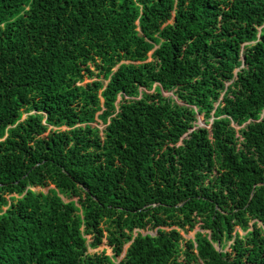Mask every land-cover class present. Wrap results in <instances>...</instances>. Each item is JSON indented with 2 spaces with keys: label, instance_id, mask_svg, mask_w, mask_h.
<instances>
[{
  "label": "trees",
  "instance_id": "obj_1",
  "mask_svg": "<svg viewBox=\"0 0 264 264\" xmlns=\"http://www.w3.org/2000/svg\"><path fill=\"white\" fill-rule=\"evenodd\" d=\"M261 226L264 0H0V264H264Z\"/></svg>",
  "mask_w": 264,
  "mask_h": 264
},
{
  "label": "rangeland",
  "instance_id": "obj_2",
  "mask_svg": "<svg viewBox=\"0 0 264 264\" xmlns=\"http://www.w3.org/2000/svg\"><path fill=\"white\" fill-rule=\"evenodd\" d=\"M96 80V78H93V79H86L85 82L83 84H86V83H90L92 81ZM100 80L102 82H104L105 84L107 83V81H105L104 79H101ZM165 96H173V97H176L173 93H165ZM177 98V97H176ZM175 98V99H176ZM204 116L201 115L199 117V125L205 127V121H204ZM212 122V120H210ZM100 124H94V126H98L100 130H103L105 128V125H103L101 122H99ZM209 127V126H208ZM233 127L236 129V130H239L242 126H237L236 124H233ZM51 189H53V186L50 187ZM45 189L44 192L45 193H48L49 192V189ZM36 191H40L39 188H36L35 189ZM64 200L67 201V199L64 197ZM77 200V199H76ZM250 226H252V223H250ZM263 227V226H261ZM170 228H167L166 230H169ZM188 229V230H187ZM186 230H181L180 234L182 235L183 239H184V242L182 243V246L184 247V245L186 244L187 241H191L193 243H195L196 241V234L200 232L204 233V234H207L208 232L207 231H203L201 230V227H200V224L197 225L194 229H190L189 227H187ZM252 229V228H251ZM264 230V227L262 228ZM249 229L248 230H243L241 229L240 227H235L234 228V231H233V236L236 235V233L240 234L241 236H244L248 233ZM157 232V230H154V229H146L144 231H141V233L143 234H151V235H155ZM138 234V231H134V236H136ZM108 233H105V237L103 239V242L102 244L97 247V248H91L90 247V244L93 242V238L91 236H87V240H88V254H101L102 252H105L108 256L110 257H113L114 258V255H113V250L112 248L109 246L108 244V240L106 239ZM233 239H226L223 246H221L220 244H216L215 243V247H217L218 250L220 251H224V252H227V251H230V248H231V245L233 244ZM130 246V243H127L124 247V252H123V255L120 256L118 259L117 258H114L115 261H120L124 256H125V253H126V250L128 249V247ZM195 247H196V244H195Z\"/></svg>",
  "mask_w": 264,
  "mask_h": 264
}]
</instances>
